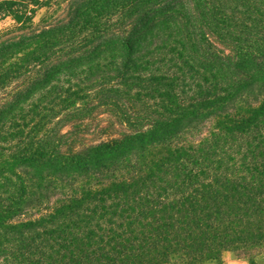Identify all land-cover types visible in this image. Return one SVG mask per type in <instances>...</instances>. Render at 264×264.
Segmentation results:
<instances>
[{"label": "trees", "instance_id": "1", "mask_svg": "<svg viewBox=\"0 0 264 264\" xmlns=\"http://www.w3.org/2000/svg\"><path fill=\"white\" fill-rule=\"evenodd\" d=\"M8 16L0 264L264 245V0H0Z\"/></svg>", "mask_w": 264, "mask_h": 264}, {"label": "rangeland", "instance_id": "2", "mask_svg": "<svg viewBox=\"0 0 264 264\" xmlns=\"http://www.w3.org/2000/svg\"><path fill=\"white\" fill-rule=\"evenodd\" d=\"M45 9H40L37 11L35 20L39 18L44 13ZM14 20L11 16L0 18V30L12 26ZM100 117H104V114H101ZM252 260H255L258 264H264V245L257 247H249L245 249L240 248H231L225 250L220 259H207L201 262L200 264H252ZM166 264H186L180 259H175L172 262Z\"/></svg>", "mask_w": 264, "mask_h": 264}]
</instances>
